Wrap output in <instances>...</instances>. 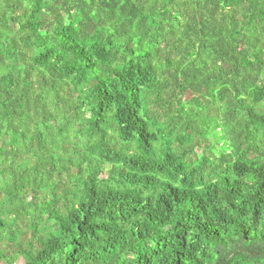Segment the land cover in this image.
<instances>
[{
    "label": "trees",
    "instance_id": "16d2710c",
    "mask_svg": "<svg viewBox=\"0 0 264 264\" xmlns=\"http://www.w3.org/2000/svg\"><path fill=\"white\" fill-rule=\"evenodd\" d=\"M0 264H264V0H0Z\"/></svg>",
    "mask_w": 264,
    "mask_h": 264
}]
</instances>
